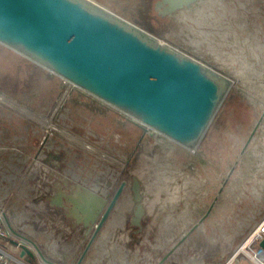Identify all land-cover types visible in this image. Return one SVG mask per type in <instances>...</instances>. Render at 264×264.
Returning <instances> with one entry per match:
<instances>
[{
	"label": "rangeland",
	"instance_id": "374dc122",
	"mask_svg": "<svg viewBox=\"0 0 264 264\" xmlns=\"http://www.w3.org/2000/svg\"><path fill=\"white\" fill-rule=\"evenodd\" d=\"M92 1L231 86L190 149L0 43V205L9 222L19 209L27 216L32 210L17 199L20 175L8 157L30 156L49 137L79 152L87 172L95 162L112 164L119 177L138 180L141 194H161L150 198L155 218H146L141 232L127 242L98 239L80 264L245 262L240 246L264 220V115L240 153L264 110V0H194L165 14L155 9L157 0ZM215 197L209 214L184 235ZM82 250L65 264H76Z\"/></svg>",
	"mask_w": 264,
	"mask_h": 264
},
{
	"label": "water",
	"instance_id": "95a60500",
	"mask_svg": "<svg viewBox=\"0 0 264 264\" xmlns=\"http://www.w3.org/2000/svg\"><path fill=\"white\" fill-rule=\"evenodd\" d=\"M192 1L160 0L156 8L166 4L165 10L173 11ZM0 43L190 149L199 142L231 86L227 77L157 41L92 0H0ZM263 115L264 110L240 153ZM124 184L120 183L97 222L93 218L86 223L94 211L87 213L85 226L94 223V228L76 264L81 263ZM138 186L134 179L135 191ZM215 199L184 235L197 228ZM4 219L15 234L5 212ZM24 242H14L20 248L19 257L34 258L37 254L47 264H58L45 258L31 240ZM258 245L264 250V236Z\"/></svg>",
	"mask_w": 264,
	"mask_h": 264
},
{
	"label": "crops",
	"instance_id": "0c3cea01",
	"mask_svg": "<svg viewBox=\"0 0 264 264\" xmlns=\"http://www.w3.org/2000/svg\"><path fill=\"white\" fill-rule=\"evenodd\" d=\"M37 145L30 156L14 152V156L8 157V161H14L10 165L20 175L16 192L20 196L17 199L26 203L32 211L30 216L23 209L15 211L21 215H16L12 223L16 233L3 240L2 245L15 258L12 264L45 263L37 254L34 258L29 255L19 257L20 248L14 242L28 239L48 260L58 264L59 261L69 263L74 254L84 247L87 211L84 208L85 197L78 193L81 180L85 177L86 162H80L81 154L68 143L47 137ZM5 188L4 194H7ZM25 194L30 195V200H36L35 203H27L25 200L29 197L26 198ZM0 208L5 209V206L0 205ZM19 236L28 239L23 240Z\"/></svg>",
	"mask_w": 264,
	"mask_h": 264
},
{
	"label": "flooded vegetation",
	"instance_id": "af4514ba",
	"mask_svg": "<svg viewBox=\"0 0 264 264\" xmlns=\"http://www.w3.org/2000/svg\"><path fill=\"white\" fill-rule=\"evenodd\" d=\"M158 1L160 0L155 2V9L160 14L168 12L165 10V6H167L166 4H163L158 9L156 8V3ZM108 164H110V162H108ZM122 181H125L124 187L91 245L95 241H98V239L102 243L104 241L105 243L107 241L115 243L119 239V241H121L125 238V241L127 242L131 235L135 232H141L142 226L149 222L151 223L155 218L153 200L151 201L150 198H154L155 196L159 197L161 194H141L139 186L137 191L134 189V178L129 180L127 177H119L116 167L112 164L107 166L103 163L95 162L93 170L90 168L88 172L86 171L85 177L81 180L82 184L78 193L85 197L84 208L87 213L94 211L93 214L95 217L91 216V219L87 217L86 223H90L93 218L95 220L94 223L98 221ZM156 200L158 207L160 208V206H162L161 202L157 198ZM139 207L141 213L138 214ZM146 218L149 219V222L147 221V223L145 222ZM94 223L91 224V227L85 226L84 246L87 244L93 232ZM119 229L122 230V233L116 235V231ZM102 232H105V234H102Z\"/></svg>",
	"mask_w": 264,
	"mask_h": 264
},
{
	"label": "built area",
	"instance_id": "2783aa9c",
	"mask_svg": "<svg viewBox=\"0 0 264 264\" xmlns=\"http://www.w3.org/2000/svg\"><path fill=\"white\" fill-rule=\"evenodd\" d=\"M4 212H5L4 208H0V264H12V262L15 261V258L9 252H7L6 249L2 245L3 240H8L10 238V236L13 235V233L8 229V227L5 223ZM263 222H264V220L253 231L251 236L255 233L256 230H259V228ZM263 236H264V226L261 228V233L259 235L254 236L252 241L253 240L260 241L261 238H263ZM250 246H251V244H250ZM250 246H248V252L246 253L247 260L245 262L247 264H264V261H257L256 260V255L259 253L264 255V250L261 247H259V245L255 249L251 248ZM236 255H238V253L235 254L232 257V259L236 258ZM263 258H264V256H263ZM232 259H231V261H232ZM262 260H264V259H262ZM44 264H46V263H44ZM226 264H229V263H226Z\"/></svg>",
	"mask_w": 264,
	"mask_h": 264
},
{
	"label": "bare ground",
	"instance_id": "6f19581e",
	"mask_svg": "<svg viewBox=\"0 0 264 264\" xmlns=\"http://www.w3.org/2000/svg\"><path fill=\"white\" fill-rule=\"evenodd\" d=\"M1 97H3V96H1ZM56 129V128H55ZM264 226V222L261 224V226H260V228H259V230H256L255 231V233L251 236V237H249L241 246H240V252H244V253H247L248 252V246H250V244H251V241H252V239H253V237L254 236H256V235H259L260 233H261V228ZM169 251V250H168ZM167 251V252H168ZM234 255V254H233ZM263 254H261V253H259V254H257L256 255V260L257 261H264V260H262V259H264L263 258Z\"/></svg>",
	"mask_w": 264,
	"mask_h": 264
}]
</instances>
